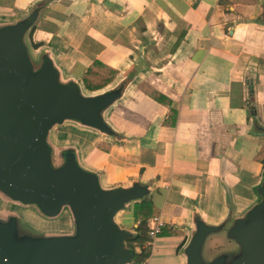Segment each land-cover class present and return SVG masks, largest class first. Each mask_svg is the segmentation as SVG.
<instances>
[{"label": "crops", "instance_id": "crops-1", "mask_svg": "<svg viewBox=\"0 0 264 264\" xmlns=\"http://www.w3.org/2000/svg\"><path fill=\"white\" fill-rule=\"evenodd\" d=\"M36 1L0 0V16H18ZM263 4L54 0L31 33L35 49L58 59L64 52L66 66L73 65L70 71L61 65L68 74L98 61L118 72L111 82L130 76L127 97L109 113L125 137L79 141L84 163L106 186L138 180L151 188L147 198L158 212L151 217L164 222L165 235L150 246L147 231L135 237L151 264H182L191 211L217 221L228 202L236 211L252 203L264 171V136L252 133L256 118L264 123ZM72 54L83 60L70 61ZM120 221L135 233L133 203Z\"/></svg>", "mask_w": 264, "mask_h": 264}, {"label": "water", "instance_id": "water-1", "mask_svg": "<svg viewBox=\"0 0 264 264\" xmlns=\"http://www.w3.org/2000/svg\"><path fill=\"white\" fill-rule=\"evenodd\" d=\"M52 1L0 16V204L33 210L18 216L0 208V264H132L141 250L127 245L134 230L120 213L152 190L138 180L106 186L84 163L79 141L125 137L109 113L127 97L131 79L88 91L51 50L35 49L31 33ZM65 128L72 137L59 134ZM252 133L264 136L260 119ZM252 190L250 205L236 211L228 202L217 221L190 212L182 264H264V171ZM20 228L32 231L20 234ZM206 241L211 249L203 257Z\"/></svg>", "mask_w": 264, "mask_h": 264}, {"label": "trees", "instance_id": "trees-1", "mask_svg": "<svg viewBox=\"0 0 264 264\" xmlns=\"http://www.w3.org/2000/svg\"><path fill=\"white\" fill-rule=\"evenodd\" d=\"M117 74L118 72L116 70L103 65L98 61H94L89 64L86 70L83 72L81 81L88 91H93L106 86L117 76ZM146 95H148V97H150L155 103L164 106L163 102H161V100L155 95H149L148 93H146ZM168 114V116H175L176 112L174 110L168 109ZM108 147L109 146H107L106 148L107 151ZM157 213V209L151 203L150 198H144L133 203V217L136 221H138V225L135 231L136 235L134 237L138 236L137 234L139 233H142L144 231L146 232V220L148 219V217L155 216ZM164 235L165 233L161 231L157 236Z\"/></svg>", "mask_w": 264, "mask_h": 264}, {"label": "rangeland", "instance_id": "rangeland-1", "mask_svg": "<svg viewBox=\"0 0 264 264\" xmlns=\"http://www.w3.org/2000/svg\"><path fill=\"white\" fill-rule=\"evenodd\" d=\"M58 51V50H57ZM61 51V50H60ZM58 53H60V57H59V59H58V57L56 56V55H58V54H55V59H56V62L59 64V66L61 67V65L63 66V68H68L67 66H66V64L64 63V60H63V55H64V52H59L58 51ZM66 54H68V53H66ZM81 60H83V59H81L80 57H77V56H75V55H70V61H72V62H79V61H81ZM60 62V63H59ZM68 63H70V62H68ZM70 65H71V63H70ZM73 65H71L69 68H68V71H70L69 69L72 67ZM82 66H84V64L83 63H81V68H82ZM79 72H80V69H79ZM70 75H72V74H70ZM80 80L82 79V75H83V73H81L80 75H79V73H77V74H75ZM75 76V77H76ZM86 89V88H85ZM87 90V89H86ZM65 131H62V130H59L58 132H59V134L61 135V136H65V132L66 133H68L70 136H71V129H64ZM61 132H63L64 134H61ZM0 208L2 209L1 210V212L4 214V215H7L8 213H16L18 216H22V214H24L26 211H28V212H30L31 214H33V210L31 209V208H29V209H27V208H23L22 206H20V205H17V204H13V203H11V204H9V203H6V205L4 206L3 204H0ZM24 227H26L25 225H24ZM61 228H64V229H67L66 227H65V224H61V226H60ZM131 229H132V227H131ZM32 230L30 229V228H20V231H19V233L20 234H26V233H28V232H31ZM147 231V230H146ZM66 231H59V233H65ZM136 233V232H135ZM133 234V237L132 238H130L128 241H127V245L129 246V247H133L134 245H133V241H134V239H135V235L136 234ZM141 236H145V231L144 232H142V233H139ZM139 234H137L138 236H139ZM222 234H224V233H222ZM221 240H224V237H222V239ZM206 244V246H204L203 247V250H202V255H203V257H205L206 256V254L210 251V249H211V246H210V244L211 243H208V241H206L205 242Z\"/></svg>", "mask_w": 264, "mask_h": 264}, {"label": "built area", "instance_id": "built-area-1", "mask_svg": "<svg viewBox=\"0 0 264 264\" xmlns=\"http://www.w3.org/2000/svg\"><path fill=\"white\" fill-rule=\"evenodd\" d=\"M148 229H147V239H146V246H150L149 243L154 240L157 235L161 232L162 227L164 226V222L160 220L158 217H150L147 219ZM133 247H140L141 243H139V239H134ZM132 264H151L150 258L147 254L135 255L133 257Z\"/></svg>", "mask_w": 264, "mask_h": 264}, {"label": "bare ground", "instance_id": "bare-ground-1", "mask_svg": "<svg viewBox=\"0 0 264 264\" xmlns=\"http://www.w3.org/2000/svg\"><path fill=\"white\" fill-rule=\"evenodd\" d=\"M76 73H79V70H77V72Z\"/></svg>", "mask_w": 264, "mask_h": 264}]
</instances>
